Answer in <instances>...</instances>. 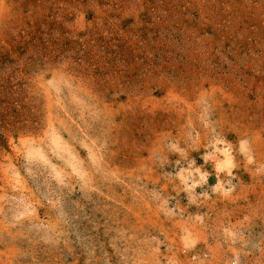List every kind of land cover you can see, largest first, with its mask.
<instances>
[{
    "label": "rangeland",
    "instance_id": "obj_1",
    "mask_svg": "<svg viewBox=\"0 0 264 264\" xmlns=\"http://www.w3.org/2000/svg\"><path fill=\"white\" fill-rule=\"evenodd\" d=\"M0 264H264V0H0Z\"/></svg>",
    "mask_w": 264,
    "mask_h": 264
},
{
    "label": "bare ground",
    "instance_id": "obj_2",
    "mask_svg": "<svg viewBox=\"0 0 264 264\" xmlns=\"http://www.w3.org/2000/svg\"><path fill=\"white\" fill-rule=\"evenodd\" d=\"M225 155V154H224ZM225 157H227V156H225Z\"/></svg>",
    "mask_w": 264,
    "mask_h": 264
}]
</instances>
